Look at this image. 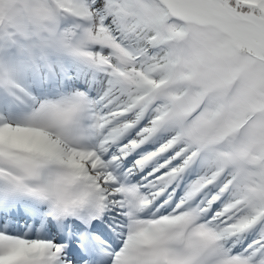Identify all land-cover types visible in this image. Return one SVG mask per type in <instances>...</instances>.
I'll use <instances>...</instances> for the list:
<instances>
[{
  "label": "snow or ice",
  "instance_id": "snow-or-ice-1",
  "mask_svg": "<svg viewBox=\"0 0 264 264\" xmlns=\"http://www.w3.org/2000/svg\"><path fill=\"white\" fill-rule=\"evenodd\" d=\"M0 264H264V0H0Z\"/></svg>",
  "mask_w": 264,
  "mask_h": 264
}]
</instances>
